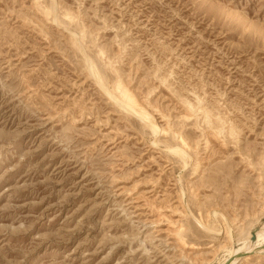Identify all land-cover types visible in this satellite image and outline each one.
<instances>
[{"label": "rangeland", "instance_id": "obj_1", "mask_svg": "<svg viewBox=\"0 0 264 264\" xmlns=\"http://www.w3.org/2000/svg\"><path fill=\"white\" fill-rule=\"evenodd\" d=\"M260 229L264 0H0V264H264Z\"/></svg>", "mask_w": 264, "mask_h": 264}, {"label": "bare ground", "instance_id": "obj_2", "mask_svg": "<svg viewBox=\"0 0 264 264\" xmlns=\"http://www.w3.org/2000/svg\"><path fill=\"white\" fill-rule=\"evenodd\" d=\"M45 20V19H44ZM54 20V19H53ZM46 21V20H45ZM82 48V47H81ZM85 51V50H84ZM85 55V54H84ZM87 60V59H86ZM105 89V88H104ZM106 90V89H105ZM130 92V91H129ZM113 97V96H112ZM132 98H130V100H131ZM132 101H133V99H132ZM137 101V100H136ZM124 102V101H123ZM120 103H121V101H120ZM123 104H126L125 105V107L128 109V110H130V111H132L133 112V114H136L138 117H140V119L141 120H143L144 121V123L146 122L147 124H148V126H150L151 128H149V129H151L154 133H156L157 132V129H158V127H157V125L155 126V123L153 122H151L150 121V119H149V117L147 116L148 114H145V113H143V112H141V109H140V111H138V109H136L135 108V106H131V105H129V104H127V103H123ZM122 104V105H123ZM138 104H140V103H138ZM123 110H124V108H122ZM143 111V110H142ZM145 112V111H144ZM150 115V114H149ZM136 116V117H137ZM151 116V115H150ZM151 120H152V116H151ZM209 120V119H208ZM214 121V120H213ZM145 123V124H146ZM154 142V141H153ZM171 149H173V148H171ZM170 149V150H171ZM182 150V149H181ZM181 150L179 149V148H174L173 149V151H175V152H181ZM172 151V150H171ZM182 152H183V150H182ZM185 153V152H184ZM173 154H175L174 152H173ZM178 155H181V154H178ZM179 157V156H178ZM182 158V157H181ZM183 159V158H182ZM184 166V165H183ZM251 235H252V233H251ZM251 237V236H250ZM250 237H249V239H250ZM253 237H255V241H252L251 243H250V240L248 239V243L249 244H253V243H260V241H262L263 242V244H264V229H260L259 231H257V232H254L253 233ZM260 244H262V243H260ZM261 246V245H260ZM232 251V250H231ZM238 251H241L240 249H237L236 251H232V252H230V256H229V258H232L233 257V255H237V253H238ZM229 253V252H228ZM236 260V258H234V259H232V260H230L228 263H231V262H233V261H235ZM224 264V263H223Z\"/></svg>", "mask_w": 264, "mask_h": 264}, {"label": "water", "instance_id": "obj_3", "mask_svg": "<svg viewBox=\"0 0 264 264\" xmlns=\"http://www.w3.org/2000/svg\"><path fill=\"white\" fill-rule=\"evenodd\" d=\"M255 237H253V233L251 235V240L254 241Z\"/></svg>", "mask_w": 264, "mask_h": 264}]
</instances>
